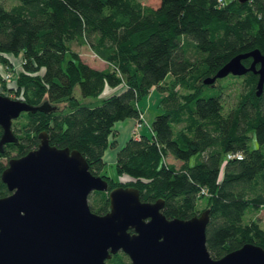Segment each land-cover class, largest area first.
Listing matches in <instances>:
<instances>
[{
  "label": "trees",
  "instance_id": "16d2710c",
  "mask_svg": "<svg viewBox=\"0 0 264 264\" xmlns=\"http://www.w3.org/2000/svg\"><path fill=\"white\" fill-rule=\"evenodd\" d=\"M72 40L107 65H91ZM255 47L264 53V0H0V64L13 68V58L20 60L11 80L0 71V93L47 104L13 119L15 140L0 149V196L10 192L1 178L10 157L36 147L45 130L51 144L79 149L109 189L131 185L143 200L163 198L167 217L199 213L204 200L213 257L247 241L264 247V226L244 219L247 210L264 207V88L257 94L258 74L247 71L238 101L224 110V76L204 81ZM105 86L114 89L99 96ZM154 86L163 95L151 135H132L118 149L120 178L102 173L105 149L117 145L115 122L142 120L139 99ZM167 154L182 163L168 162ZM109 189L89 194L94 211L109 209ZM106 264L131 263L120 250Z\"/></svg>",
  "mask_w": 264,
  "mask_h": 264
},
{
  "label": "water",
  "instance_id": "95a60500",
  "mask_svg": "<svg viewBox=\"0 0 264 264\" xmlns=\"http://www.w3.org/2000/svg\"><path fill=\"white\" fill-rule=\"evenodd\" d=\"M250 70L258 74L261 94L264 53L258 47L232 56L204 81ZM46 105L0 93V149L15 140L14 118ZM1 178L10 192L0 196V264H106L119 250L132 264H264V247L254 241L213 257L206 235L209 207L187 218L167 217L163 198L143 200L131 185L109 189L108 178L93 173L79 149L51 144L45 130L36 147L10 157ZM95 189H109L104 213L90 206Z\"/></svg>",
  "mask_w": 264,
  "mask_h": 264
},
{
  "label": "rangeland",
  "instance_id": "374dc122",
  "mask_svg": "<svg viewBox=\"0 0 264 264\" xmlns=\"http://www.w3.org/2000/svg\"><path fill=\"white\" fill-rule=\"evenodd\" d=\"M144 3L151 4V5H157L159 3V0H141ZM11 0H6V3L9 4ZM70 46L79 51L81 57L89 62L91 65L96 66L100 68L103 64H106L102 59H100L92 50V48L88 44H79L77 41L72 40L69 42ZM15 61L14 67L20 68V60L19 58H13ZM13 67V68H14ZM5 66L0 64V71L4 73L6 71ZM14 69H13V75L14 76ZM11 77V78H12ZM171 75H167L166 79H170ZM6 80V79H5ZM11 80V79H10ZM9 81V80H6ZM244 76L242 75H233V74H228L224 76L220 83L222 87L221 91V96H222V101L224 104V110H228L231 106H233L239 98L240 93L244 90ZM219 83V84H220ZM218 84V82H217ZM113 87L111 86H105L102 92L100 93L99 96L102 95H108L113 91ZM77 93H79V88L76 87ZM163 95V91H161L159 88L155 87L151 92L148 94L143 95L139 99V104L140 107L143 109V120L141 121V127L146 129V131L151 135V130L149 129V124H151L154 116L161 111V107L159 105V100L161 96ZM90 99V98H89ZM93 99V98H92ZM90 99V100H92ZM86 100V98H85ZM60 105H64V102H61ZM123 120V119H122ZM250 145L251 147L257 146V141L255 137H251L250 140ZM15 153V152H14ZM195 155L191 156L189 159L190 163H193L195 161ZM5 160V159H4ZM166 160L168 162H174L176 166H179L182 161L180 159H177L174 157L172 154H167L166 155ZM106 172L107 175L112 176L114 178H120L121 174L118 173L116 164L115 162L112 163H107L106 166L104 167L102 173ZM91 195V193H90ZM198 207L199 210H203L206 205L204 200H199L198 202ZM264 207H260L258 210L255 209H249L247 210L246 214L244 215V219L246 221L251 220V219H258L260 224L264 226Z\"/></svg>",
  "mask_w": 264,
  "mask_h": 264
},
{
  "label": "crops",
  "instance_id": "0c3cea01",
  "mask_svg": "<svg viewBox=\"0 0 264 264\" xmlns=\"http://www.w3.org/2000/svg\"><path fill=\"white\" fill-rule=\"evenodd\" d=\"M101 59V58H100ZM103 60V59H102ZM105 62V60H103ZM106 63V62H105ZM107 64H103L100 66V68L105 67ZM97 67V65L95 66ZM138 119L136 117H126L123 120H118L115 122L114 127L116 129V136L114 137L117 140L116 146H109L105 149V152L103 154V158L107 163H112L116 161L117 157V151L118 149L125 143V141L131 137L132 135H135V129L137 126ZM138 126L139 133L147 132L146 129H142ZM149 129L150 124H149Z\"/></svg>",
  "mask_w": 264,
  "mask_h": 264
},
{
  "label": "built area",
  "instance_id": "2783aa9c",
  "mask_svg": "<svg viewBox=\"0 0 264 264\" xmlns=\"http://www.w3.org/2000/svg\"><path fill=\"white\" fill-rule=\"evenodd\" d=\"M13 69L12 67H7L6 68V71L3 73V76H4V79L6 80H10L12 75H13ZM0 88H1V84H0ZM143 116H144V113L143 112H140V118L143 120ZM142 120H139L138 119V122H137V126H136V129H135V135H139V130H138V126L141 125V121ZM238 157H241L242 155L241 154H237Z\"/></svg>",
  "mask_w": 264,
  "mask_h": 264
},
{
  "label": "flooded vegetation",
  "instance_id": "af4514ba",
  "mask_svg": "<svg viewBox=\"0 0 264 264\" xmlns=\"http://www.w3.org/2000/svg\"><path fill=\"white\" fill-rule=\"evenodd\" d=\"M120 251V250H119ZM118 252V251H117ZM127 254V253H126ZM129 256V255H128ZM129 259H130V263L132 264V261H131V258L129 257ZM107 260V259H106Z\"/></svg>",
  "mask_w": 264,
  "mask_h": 264
}]
</instances>
